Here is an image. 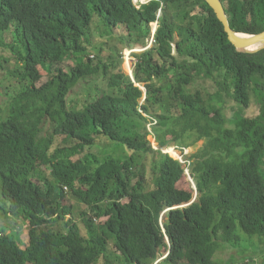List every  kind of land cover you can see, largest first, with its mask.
Here are the masks:
<instances>
[{
	"label": "trees",
	"instance_id": "obj_1",
	"mask_svg": "<svg viewBox=\"0 0 264 264\" xmlns=\"http://www.w3.org/2000/svg\"><path fill=\"white\" fill-rule=\"evenodd\" d=\"M220 1L233 31L264 32V0ZM0 48L23 83L0 118V210L27 226L24 245L0 228V264H219L264 238V50L239 53L205 0H0ZM201 140L186 166L162 152Z\"/></svg>",
	"mask_w": 264,
	"mask_h": 264
},
{
	"label": "rangeland",
	"instance_id": "obj_2",
	"mask_svg": "<svg viewBox=\"0 0 264 264\" xmlns=\"http://www.w3.org/2000/svg\"><path fill=\"white\" fill-rule=\"evenodd\" d=\"M148 1L149 0H134V3L139 6L141 3L144 2L146 3ZM152 25H153L152 28L153 34L146 46L136 45L132 49L125 48L123 51L124 55H123V61L121 67L122 70L129 76L133 77V69L136 63V57L134 56V53H142L143 51L150 49L155 42L153 36L155 35V29H157V24L154 23ZM98 30H99V26L98 25L94 26L93 39L95 41L99 40L96 42L100 45V43L104 41L101 40L102 38H100L99 36L100 30L99 31ZM20 47H21L20 49L21 51L23 49V46L20 45ZM2 55L6 57H11V59L9 61L2 60ZM0 61H2V64L4 65L3 67L0 66V118L5 119L10 113L9 105L11 102L9 101L11 100V96L15 95L21 89L23 83L11 73V71L15 70L18 67V65L15 64V61L12 59V54L8 49L4 50V48H0ZM195 88L205 89L203 93H205L206 91L211 92L210 89L212 88V84L206 81H199V83L195 85ZM142 89L144 90V88ZM84 91H85L84 85H79L75 87L71 91L69 95V99L72 97L83 95ZM231 108H235L234 102H232L225 110V116L227 119L232 118L233 112ZM258 113H259L258 108L256 107L255 104H251L250 107L245 111V115L248 118L254 117L258 115ZM148 131H150V126H148ZM147 140L151 143L154 149H158V146L152 135H149L147 137ZM101 141L104 143L105 147H110L111 143L108 140L101 138ZM204 143L205 140H201L195 143L193 146L183 150L177 148L175 145H171L170 147L163 148L162 152L168 154V156H170L172 159L178 160L183 166H186L188 164L187 162L189 161V159L203 147ZM171 154H173L175 157H173ZM118 155L123 156L124 152L122 153L120 152ZM184 168H186L185 174L187 175L188 180L192 182L191 185H193L194 187L195 184H193V181L190 178L189 170L187 169V167ZM65 194L67 196L68 203L72 206L71 208L72 213L67 217L73 218L77 222L79 228L81 229L82 234H84L85 231L83 230V226L81 224V212L82 213L87 212V208L84 204L77 202L73 196H70L69 189L65 190ZM58 227L59 228L62 227V224H60ZM0 228H6L8 233L13 232L15 236H19L23 242L22 245H24V243L27 242L26 223L22 222L21 220H17L13 218L9 214H5L2 210H0ZM243 237L244 240L240 245L233 247L226 245L222 246V248L217 251L215 255V260L219 264H244L247 263L248 260H254L257 264H262L263 257L261 256L264 253V238L263 239L262 238L259 239L257 237L250 238L246 235H244ZM253 252H256L257 254H254Z\"/></svg>",
	"mask_w": 264,
	"mask_h": 264
},
{
	"label": "water",
	"instance_id": "obj_3",
	"mask_svg": "<svg viewBox=\"0 0 264 264\" xmlns=\"http://www.w3.org/2000/svg\"><path fill=\"white\" fill-rule=\"evenodd\" d=\"M205 2L210 6L211 9H213L217 16V19L223 25L230 43L236 48L239 53L256 54L264 50V32L258 35H247L233 31L230 27L229 20L222 2L220 0H205ZM190 183L192 184L191 181ZM193 188L196 190V186H194ZM195 199L190 204L182 206L180 208L191 205L195 202Z\"/></svg>",
	"mask_w": 264,
	"mask_h": 264
},
{
	"label": "built area",
	"instance_id": "obj_4",
	"mask_svg": "<svg viewBox=\"0 0 264 264\" xmlns=\"http://www.w3.org/2000/svg\"><path fill=\"white\" fill-rule=\"evenodd\" d=\"M145 3V2H144ZM144 3H141V4H144ZM140 4V5H141ZM139 5V6H140ZM157 24V23H156ZM157 26H158V24H157ZM155 31H156V29H155ZM153 38H154V36H153ZM154 40V39H153ZM169 254V253H168ZM161 261H162V259L161 260H157V261H155L153 264H161Z\"/></svg>",
	"mask_w": 264,
	"mask_h": 264
},
{
	"label": "bare ground",
	"instance_id": "obj_5",
	"mask_svg": "<svg viewBox=\"0 0 264 264\" xmlns=\"http://www.w3.org/2000/svg\"><path fill=\"white\" fill-rule=\"evenodd\" d=\"M168 255H169V254H166V255H165L166 257H165V256H164V257L167 259ZM161 262H162V261H161Z\"/></svg>",
	"mask_w": 264,
	"mask_h": 264
}]
</instances>
